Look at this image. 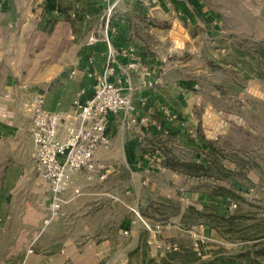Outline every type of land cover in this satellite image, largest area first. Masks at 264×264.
<instances>
[{"label":"rangeland","instance_id":"1","mask_svg":"<svg viewBox=\"0 0 264 264\" xmlns=\"http://www.w3.org/2000/svg\"><path fill=\"white\" fill-rule=\"evenodd\" d=\"M9 1L25 8L32 2L0 0V42L5 43L0 45L1 101L5 83L32 78L44 67L53 71V67L63 66L55 61L58 53L68 47L65 42L61 48H56L53 41L46 45L51 25L41 30L45 38L35 32L23 38V24L18 18H10L16 9ZM206 2L219 14L218 31L234 37L230 42L223 40L226 48L231 46V52L223 60L214 51L218 43L203 44L208 51L207 65L216 70L217 78L230 79L228 84L222 80L220 98L209 93L205 96L213 107L208 109V114H216L213 111L216 107L229 126L226 134L211 141L219 149L217 156H211V171L207 170L211 176L201 171L195 179L181 180L177 188L164 193L160 181L151 188L141 183L139 175L132 180L125 169L127 160L119 155L111 159V164L118 162L119 168L111 172L105 183L83 188L73 185L82 192L78 198L84 196L88 201L81 225L73 216L63 215L56 216L42 230L41 219L49 203L46 184L35 170L29 173L27 169L26 175L19 177L23 170L21 163L25 161L28 167L34 164L32 153L28 157L21 153L20 145L11 147L7 141L10 133L3 134L0 138V264H22V261L43 264L45 257H53L56 264H166L162 258L176 252L180 255L172 257L170 264H196L188 251L206 261L228 257L234 262L251 259L252 264H264V0ZM104 11L105 6L98 16ZM30 24L34 30L36 22ZM10 25L11 36L3 35ZM138 32L145 37L142 30ZM9 39H13L15 47L7 45ZM179 42L159 46L170 50L179 47ZM204 86L208 92L212 91L210 85ZM14 115L1 110L0 125L26 123L23 115ZM119 131L134 132L135 126L120 123ZM231 180L236 181V186L230 184ZM230 187L234 192L221 218L205 206L209 204L206 195L220 194ZM174 192L179 200H167V195L172 198ZM113 213V218L99 227L103 217ZM142 220L152 232H148Z\"/></svg>","mask_w":264,"mask_h":264},{"label":"crops","instance_id":"2","mask_svg":"<svg viewBox=\"0 0 264 264\" xmlns=\"http://www.w3.org/2000/svg\"><path fill=\"white\" fill-rule=\"evenodd\" d=\"M31 1L27 8L23 4L16 5L15 1H9L16 9L15 14L12 11L10 18H18V21L23 24V27L21 26L23 38H27L28 34H32V32L45 38L41 30L48 29L50 26H45L42 22L44 0ZM179 1H182L179 6L171 0H138L141 5L135 3V0H122L120 3L118 7L120 14L114 15V17L125 15V18L130 20L129 27L122 33L119 32L117 36H109L111 46L117 51L133 47L140 60V67L152 72L154 87L153 89H139L135 92L134 105L137 123L134 124V132L120 133L119 123H117L118 116L110 117L108 121L110 145L104 149L99 148L95 152L96 158L107 165L105 180L89 179L83 171H80L73 177L71 185L76 184L83 188L86 185L105 183L111 172H117L119 168V163L112 161L111 164V159L123 155L127 160L125 169L129 172L132 180L135 175H139L141 183L150 185L151 188H155V182L160 181L161 190L165 193L177 188L176 186L181 180L190 181L196 178L191 173L179 171L180 164L190 166L204 163V161L211 162L212 155L206 149H199L189 144L186 130L190 127L197 128L206 109L213 108L212 103L205 97L206 93L220 98L219 91L224 84L222 80L224 79L227 84L230 83L228 77L218 79L216 70L207 65L208 51L203 44L218 43V47L214 51L221 55L220 59L223 60L226 54L231 52V46L227 45L226 48L223 40L228 39L230 42L234 37L223 31H218L219 14L208 7L206 0ZM59 2L66 9L63 13L65 18L51 25L53 27L50 30V39H45L46 45L53 41L56 48L63 47L64 42L68 43L67 50L60 51L55 61L63 66L53 67V71H49V67H44L38 69L35 72L38 75L36 74L32 78L20 80L19 83H5L3 101L0 100V111L7 114L14 113L17 116L19 113L26 119V123L23 125L20 122L1 124L0 138L3 134L10 133L11 138L7 139L8 143L11 147L20 145L21 153H25L28 157H31L32 143L30 135L27 134L31 125L30 114L25 108L26 103L39 95L44 99V110L69 113L73 108V101L82 90H86V94L80 97L81 101H84L90 93L91 82L86 76V71H82L80 68L79 52L83 48L86 34L91 28L101 24L102 14L98 15L102 13L105 5L101 0H59ZM97 16V20L94 21ZM32 21L36 22L34 30L31 29ZM11 29V25L9 28H5L3 35L11 36ZM140 30L143 31L145 37L140 35L138 32ZM21 36L19 38L20 48L23 43ZM7 41V45L15 47L13 39ZM174 41H180V46H175L173 49L170 47V50L159 46L169 42L172 46ZM4 44V42H0V45ZM185 46L186 50L181 51ZM106 52L105 45V49L101 53L93 54L92 59L94 57L96 64L90 68V71L100 73L106 61ZM173 53L177 56H173L175 55ZM128 62V58L119 56L118 72H120L122 80L130 76L132 86L137 87L141 83L137 74H129L124 71ZM218 63L217 65L220 66L221 64ZM47 64L49 63L45 62V65ZM228 66L226 65V67ZM72 70H75V74L70 76ZM205 84L212 87L211 92L205 89ZM122 85L125 87V82ZM214 108L213 111L221 120L218 125L219 133L220 135L226 134L228 123L223 120L222 112L218 111L216 107ZM165 111L175 114L177 119L172 122L166 121ZM183 122L184 125H182ZM19 125L22 127L20 128ZM143 141H146V146L142 145ZM21 164H23V170L19 177L26 175L27 169H30L29 173L31 170L34 172L35 162L29 167L25 161ZM173 166L174 168H172ZM71 185L65 188L67 196L71 194ZM172 195V198L167 195V200H179L176 198L175 192ZM87 204L88 201L84 200V196L72 200L64 207L65 217L73 216V219L79 220L81 225ZM110 208L113 209L112 203H110ZM179 212L182 213V207L179 208ZM174 215L177 216L176 213ZM45 216L46 214L41 221ZM113 216L114 213L103 217L99 227L102 228L103 223ZM84 229L88 228L84 227ZM45 258L43 264H56L52 260L53 257ZM22 264H27V262L22 261Z\"/></svg>","mask_w":264,"mask_h":264},{"label":"built area","instance_id":"3","mask_svg":"<svg viewBox=\"0 0 264 264\" xmlns=\"http://www.w3.org/2000/svg\"><path fill=\"white\" fill-rule=\"evenodd\" d=\"M101 2L105 5V11L100 17L101 24L91 28L83 41V47L101 42L107 44L106 61L100 73L86 72L91 82L90 93L84 101H81L80 97L86 94V90H82L73 101V108L69 113L44 110V99L39 95L25 105L30 114L29 134L35 171L45 182L49 194L42 230L56 216L65 215V205L82 195L78 186L71 185L73 177L78 172L83 171L89 179L105 180L107 165L96 158L95 152L110 145L111 140L108 136L110 117L118 116L119 124H136L133 95L139 89L154 87L152 72L140 67V60L133 47L117 51L111 46L109 36L115 33V29L111 27V20L117 12L119 13L118 7L122 0H101ZM119 56L129 59L124 71L137 74L141 80L139 86H132L130 76L125 80L121 79L117 66ZM89 62L92 63L93 59L90 58ZM70 73V76H73L75 70ZM122 81L125 82V87ZM165 119L172 122L177 116L165 111ZM220 122L215 113L208 114L206 109L197 128L206 140L217 141L220 135L218 130ZM195 129L189 128L187 133L193 135ZM142 145L146 146V141H143ZM69 185H71V194L67 196L65 188ZM142 222L148 232H152L149 225L143 220Z\"/></svg>","mask_w":264,"mask_h":264},{"label":"trees","instance_id":"4","mask_svg":"<svg viewBox=\"0 0 264 264\" xmlns=\"http://www.w3.org/2000/svg\"><path fill=\"white\" fill-rule=\"evenodd\" d=\"M171 1L173 3H175L177 6H179V3L182 2L179 0H171ZM135 3H139L138 0H135ZM139 5H141V3H139ZM65 11H66V9L64 7H62L59 0H44V12H43V16H42V22L45 24V26L52 25L55 22H57L58 20L65 18V16H63V13ZM141 13H142V11H141ZM111 21H112L111 27L115 29V33L110 34V36H112V35L117 36L119 32L122 33L124 30H126L129 27L128 22L130 20H128V18H125V15H124L122 17H119V16L114 17ZM110 43H111V40H110ZM105 45L107 47L106 43H99V44H96L94 46H84L81 49V51L79 52V56L81 57L80 68L82 71H86V72L90 71V68L94 64H96V61L93 57V62L90 63L89 59L92 58V56H94L93 54L101 53L103 51V49H105ZM135 97H136V94L133 96V105H134ZM135 109H136V107H135ZM187 138L189 139V144L193 145L194 147L199 148V149H206L208 151V153L212 156L218 155L217 153L219 152V149L215 145L216 143H213L210 140H206L205 138H203V136L200 133L199 128H196L194 130L193 137H191V135L188 134ZM204 163H199V164L190 165V166H188L186 164H180L178 170L181 172L191 173L196 177L199 176L200 173H202L201 171L204 172V175H206V176L210 175L211 176V173L208 172L207 170L211 171L210 169L212 167L211 166L212 162L204 161ZM172 168H174V166ZM230 184L233 186L236 184V181L231 180ZM232 191L234 192V190L230 187L229 189L225 188V190H223V193H220V194H217V193L207 194L206 199H207V201H209V204L205 205V206L210 207L215 215H218L221 218H223L224 213L229 208L228 202H229V198H230ZM216 199H218V200H216ZM188 254H189L190 258L194 262H196V264H252V262L254 261V260L249 259V262H244L245 260L240 261V262H234L231 258H228V257L227 258L221 257V258H217L214 260L210 259V260L206 261V260H202L199 257H196L194 252L192 253V252L188 251ZM176 255H180V253L179 252L170 253V254L168 253L167 256H165L162 259H163V261H165L166 264H170L171 263L170 260L172 259V257H174ZM218 262H221V263H218Z\"/></svg>","mask_w":264,"mask_h":264}]
</instances>
